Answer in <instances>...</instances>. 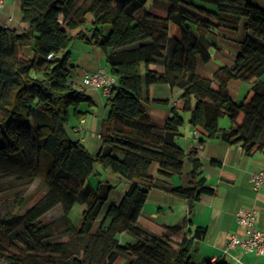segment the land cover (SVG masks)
Listing matches in <instances>:
<instances>
[{"label": "trees", "instance_id": "1", "mask_svg": "<svg viewBox=\"0 0 264 264\" xmlns=\"http://www.w3.org/2000/svg\"><path fill=\"white\" fill-rule=\"evenodd\" d=\"M147 1L22 0L24 31L0 28V182L6 181L0 184V264H116L121 258L124 264H197L204 229L184 232L176 241L172 237L182 228L143 215L155 187L149 174L154 163L166 179L181 175L186 160L192 164L189 185L167 190L187 201L189 214L215 195L202 177L198 148L186 154L177 145L185 124L180 112L190 113L198 145L223 140L241 145L247 155L264 153V9L250 0H156L167 5L165 17L152 11L139 16ZM89 16L88 42L104 53L108 72L117 78L96 156L70 136L84 106L92 105L73 85L70 52L73 41L87 37L70 32L86 27ZM172 24L181 36L168 58ZM242 27L246 36L233 64L212 79L197 75V64L210 63V50H218L207 36ZM25 47L33 57L25 55ZM233 80L252 85L241 103L231 97ZM163 83L181 91V106L172 107L159 128L147 116L143 97L144 86ZM224 117L229 129L220 126ZM96 165L119 176L128 189L93 232L114 188L88 183ZM37 178L48 192L30 206L27 193ZM77 204L84 207L78 227L71 219ZM57 207L61 217L45 223ZM126 234L131 242H123Z\"/></svg>", "mask_w": 264, "mask_h": 264}, {"label": "crops", "instance_id": "2", "mask_svg": "<svg viewBox=\"0 0 264 264\" xmlns=\"http://www.w3.org/2000/svg\"><path fill=\"white\" fill-rule=\"evenodd\" d=\"M250 1L254 6L264 9V0ZM167 9L165 3L149 0L144 10L139 13V16L144 15V12L152 11L156 15L165 17ZM22 17V0H5L3 6L0 8V28L17 30L19 33H22L26 28L22 22ZM91 23L92 18L89 16L86 27H81L70 32L72 36H75L78 32H84L87 35L86 39L82 40L83 42L77 43L80 53L73 55V52H71V79L75 88L83 85V72H96L100 68L107 69L104 53L88 42L91 38V33L87 32V28L91 27ZM109 31L110 29L107 28L105 33L107 34ZM229 33L228 31L220 30V32L216 33L217 38L214 37L213 39L211 34L207 36L208 38L210 36L215 42L217 41L216 44H219L217 46L220 50H210L212 55L210 63L205 65L199 62L197 64V75L202 78L212 79L219 68L233 64L240 52V44L246 34L243 27L236 34ZM222 35L232 38H222ZM180 36L178 27L173 24L170 25L166 49L168 58L172 56L175 41L179 40ZM222 39L226 41L230 40V43H226L225 48L227 49H224V43H220ZM24 53L26 56L31 57L30 51ZM199 67H202L204 72L209 73L206 76L199 74ZM235 84L239 90L237 100L240 98V92L247 90L248 87L239 82ZM144 88V94H148L147 101L150 102V94L155 87L144 86ZM170 91V108L174 106L180 108L181 101L179 98L181 91H172L171 88ZM248 91L249 89L247 93ZM83 93L91 99L92 105L90 107L88 105L85 106L87 111L86 117H83L80 122L74 121L72 123L75 128L70 131V136L72 139L77 138L76 140L80 141L93 154L96 148L94 139L98 140L101 134V117L105 114L109 105L101 93L94 88L87 87ZM170 108L165 107L163 110H160L158 115H149L148 117L154 125L163 128L171 115ZM82 121L84 122L82 123ZM189 127L188 136L185 134L177 139V145L186 152L189 151L192 145L188 146L185 142L188 139L196 140L193 135L195 129L191 125ZM198 146L196 144L192 148H198ZM198 150L202 177L205 178L209 186L215 189V195L213 197H204L199 203L194 205L192 213L189 214L187 201L170 194L167 190L180 186H188L191 181L190 173L192 169L186 174L166 179L158 176V165L153 164L149 174L154 178L155 187L151 189L148 195L143 208V215L160 225L182 228L176 236H173L174 238H179V241L184 232L195 230L196 228L204 229L206 235L199 242V252L197 255L200 257L201 263L204 261L225 260L230 264H264V256L243 253L239 249L229 250L228 252L226 250L229 234H242L243 232L237 223L236 212L238 210H254L257 215V227L264 231V187L259 192H254L250 181L254 173L264 170V153L256 152L252 155H247L241 145L230 144L223 140L208 141L203 145L202 149L198 148ZM223 171L229 173V175H223ZM116 178L119 187H122L121 195H125L128 189L127 182L117 175ZM78 220H76L77 224L74 222L76 226L80 222ZM122 240L123 242L132 241L126 235H123Z\"/></svg>", "mask_w": 264, "mask_h": 264}, {"label": "rangeland", "instance_id": "3", "mask_svg": "<svg viewBox=\"0 0 264 264\" xmlns=\"http://www.w3.org/2000/svg\"><path fill=\"white\" fill-rule=\"evenodd\" d=\"M224 31H228V30H224ZM218 32H220V31H216V33H218ZM228 32H230L229 34H231V33L236 34V32H233V31H228ZM216 33L215 32L211 33V36H213L212 37L213 39H214V37L217 38ZM223 37H229V36L222 35V38ZM229 38H232V37H229ZM206 40L211 42V43H213V45L215 44L217 46V44H218V43L216 44L217 41L215 42L214 40H212L210 38V36H209V38L207 37ZM229 41L230 40L226 41L224 39L220 40V43H222V44L224 43L223 44L224 45L223 46L224 49H227L225 47H226V43H230ZM80 42H83V41L79 40V39H76L75 41H73V43L71 45V48H70V52H73V55L77 54V53L78 54L80 53L78 45H77V43H80ZM217 48H218L217 51H219L220 48L218 46H217ZM28 51H30L31 57H33L32 49H30L29 47L28 48L25 47L24 48V52H28ZM198 72H199V74H201V75L204 74L205 76L209 73V72H204L202 67H199ZM231 82H233V83H231ZM231 82H230L231 84L229 83L230 94H231L233 100H235L237 103H241V101H243L244 97L246 96L247 90L250 89L252 87V85L249 84V83H246V82L239 81V80H233ZM236 82L243 83L245 86L248 87L247 90L240 92V98H238L237 100H236V98H237V93H239V90H238L237 85L235 84ZM150 87H155V89H153L151 91V94H150V100L151 101L150 102L147 101L148 94L145 93L144 97H143V105L145 107L147 116H149V115L156 116V115L159 114L160 110H163L165 107H169L170 108L171 91H170L169 85L164 84V83L163 84H154V85H151ZM170 110H171V108H170ZM83 112L85 113L84 117H86L87 111H86V107L85 106L83 108ZM180 114H181V116L183 117V119L185 121V124L181 128V131H180L181 136L182 135L184 136L185 134L188 136V132H189V129H190V127H189L190 126V124H189L190 113L189 112H180ZM87 117H89V116H87ZM108 117H109V109H106L105 114L101 117L102 122L104 120H107ZM220 126H221V128L229 129V127H230L229 118L228 117L222 118L220 120ZM76 139L77 138H74V140H76ZM94 140H95L94 142L96 143V145H95L96 148H95V150H94L92 155L96 156L101 150L102 143H101V139L100 138L98 140L97 139H94ZM207 142H208V140L205 142V144ZM185 143H187L188 146L192 145V147H194L196 144H198V141L197 140L188 139ZM192 147L189 149L188 152L185 151L186 154H188L190 152ZM154 165H157V164L154 163ZM191 169H192V164L188 160H186L182 174L188 173L189 171H191ZM4 182H6V181H2V182H0V184L4 183ZM88 183L91 184L95 189L96 188L105 189L107 185H111V186L114 187L113 191L111 192V195H110V198H109L108 202L106 203V205L103 208L101 217L94 224L93 232H96L98 227L100 226L102 216L104 217V215L106 214L107 209L112 204H120L122 199H123L124 194L121 195L122 187H119L116 175L114 173H112L110 170L103 169L100 165H96V170L90 176V178L88 179ZM47 192H48L47 188H44L42 186V184H41V179L37 178L35 180L34 184L29 188L28 193H27V196L31 195V198L33 199L31 204H30V206H32L41 196H43ZM82 210H84V207L82 205H80V204H77L75 206V208L73 209L72 214H71V219L75 223H76V220H78V219L81 221V214H82L81 212H82ZM61 215H62V210H61L60 207H57L54 210H52L51 212H49L43 218V221L45 223H49V222L57 220L58 218L61 217ZM79 220H78V222H79ZM79 224H80V222H79ZM126 236L127 237L128 236L132 237L131 235H128V234H126ZM172 238L174 240H176V241H179L178 240L179 238H174V237H172ZM197 255H195L194 260H195V262L197 264H200L202 261H201L200 257H198ZM124 263H125L124 258H121V259H119V261L116 264H124Z\"/></svg>", "mask_w": 264, "mask_h": 264}, {"label": "built area", "instance_id": "4", "mask_svg": "<svg viewBox=\"0 0 264 264\" xmlns=\"http://www.w3.org/2000/svg\"><path fill=\"white\" fill-rule=\"evenodd\" d=\"M4 1L0 0V8L3 6ZM82 80L83 85L77 87L78 91L84 92L87 87L94 88L101 93L107 104L113 98L117 86V78L110 74L106 68H100L96 72H83ZM193 135L196 140H199L200 134L197 130L193 132ZM202 147V145L198 146L199 149H202ZM250 181L253 191L259 192L264 187V170L254 173ZM236 218L238 226L243 232L242 234H229L227 252L239 249L243 253L264 256V231L257 227L256 212L254 210L240 209L236 212Z\"/></svg>", "mask_w": 264, "mask_h": 264}]
</instances>
